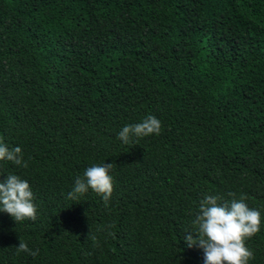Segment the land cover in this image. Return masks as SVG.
I'll return each mask as SVG.
<instances>
[{"label": "trees", "instance_id": "1", "mask_svg": "<svg viewBox=\"0 0 264 264\" xmlns=\"http://www.w3.org/2000/svg\"><path fill=\"white\" fill-rule=\"evenodd\" d=\"M149 115L159 135L118 139ZM0 142L28 165L0 182L36 206L0 212V264H205L184 236L230 192L261 214L245 243L264 264V0H0ZM106 163L107 203L68 198Z\"/></svg>", "mask_w": 264, "mask_h": 264}, {"label": "clouds", "instance_id": "2", "mask_svg": "<svg viewBox=\"0 0 264 264\" xmlns=\"http://www.w3.org/2000/svg\"><path fill=\"white\" fill-rule=\"evenodd\" d=\"M160 130L159 119L149 115L139 124L124 126L118 134V139L124 144H129L132 137L159 135ZM4 161L28 167L19 146L9 149L0 142V162ZM112 167L113 164L107 163L88 167L83 177L76 179L68 198L76 200L91 189L107 203L113 192V178L110 175ZM229 196L233 199L224 205L218 204V198L215 196L205 197L192 221L194 230L184 236L189 248L198 245L203 249L205 264H249L253 257L245 242L260 231L261 214L247 206L246 197L241 196L237 200L235 193L231 192ZM33 200L34 194L27 180L9 174L6 180L0 182V212L9 214L17 224L25 220H36V206ZM16 249L18 254H38V250H30L21 238Z\"/></svg>", "mask_w": 264, "mask_h": 264}]
</instances>
